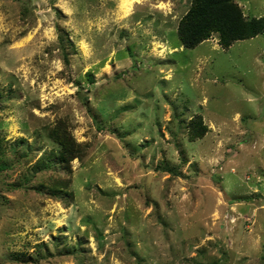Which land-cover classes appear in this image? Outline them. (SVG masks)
<instances>
[{
    "label": "rangeland",
    "instance_id": "rangeland-1",
    "mask_svg": "<svg viewBox=\"0 0 264 264\" xmlns=\"http://www.w3.org/2000/svg\"><path fill=\"white\" fill-rule=\"evenodd\" d=\"M122 1L0 0V264H264V34Z\"/></svg>",
    "mask_w": 264,
    "mask_h": 264
},
{
    "label": "trees",
    "instance_id": "trees-1",
    "mask_svg": "<svg viewBox=\"0 0 264 264\" xmlns=\"http://www.w3.org/2000/svg\"><path fill=\"white\" fill-rule=\"evenodd\" d=\"M177 37L185 48H193L216 33L219 43L227 48L237 40L264 34V16L246 17L235 0H190L177 24ZM190 135L198 137L206 131L200 118L191 120ZM48 137L58 144L59 162L67 164L77 155V145L62 123L53 126Z\"/></svg>",
    "mask_w": 264,
    "mask_h": 264
},
{
    "label": "bare ground",
    "instance_id": "bare-ground-1",
    "mask_svg": "<svg viewBox=\"0 0 264 264\" xmlns=\"http://www.w3.org/2000/svg\"><path fill=\"white\" fill-rule=\"evenodd\" d=\"M129 3H130L129 0H123V1H122L123 6H126V5H128Z\"/></svg>",
    "mask_w": 264,
    "mask_h": 264
}]
</instances>
